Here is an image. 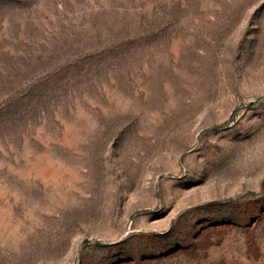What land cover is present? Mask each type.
I'll use <instances>...</instances> for the list:
<instances>
[{"label": "rangeland", "instance_id": "obj_1", "mask_svg": "<svg viewBox=\"0 0 264 264\" xmlns=\"http://www.w3.org/2000/svg\"><path fill=\"white\" fill-rule=\"evenodd\" d=\"M0 264H264V0H0Z\"/></svg>", "mask_w": 264, "mask_h": 264}]
</instances>
